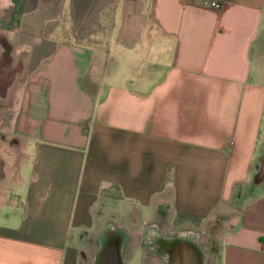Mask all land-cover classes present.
<instances>
[{
    "label": "crops",
    "instance_id": "crops-1",
    "mask_svg": "<svg viewBox=\"0 0 264 264\" xmlns=\"http://www.w3.org/2000/svg\"><path fill=\"white\" fill-rule=\"evenodd\" d=\"M211 1L65 2L14 92L0 264H264V0ZM30 7L0 0L18 45ZM107 14L102 48L79 28Z\"/></svg>",
    "mask_w": 264,
    "mask_h": 264
},
{
    "label": "rangeland",
    "instance_id": "rangeland-1",
    "mask_svg": "<svg viewBox=\"0 0 264 264\" xmlns=\"http://www.w3.org/2000/svg\"><path fill=\"white\" fill-rule=\"evenodd\" d=\"M66 1L30 0L31 7L24 16L20 32V38L23 41L20 45H18V41H15L16 43L10 41L5 34L0 32V159L3 160L6 168L9 167L7 161H11V163L17 161L19 150L16 138L11 137L12 129L10 128L14 92L20 85L25 73L52 48L56 40L68 39L67 35L64 34L66 23L63 18L64 14L62 15ZM114 2L116 0H91L94 10L100 8L106 13H109V9L114 7ZM124 6L128 10V16L131 20L132 15L129 13L135 12L136 0H124ZM132 20L135 21V19ZM113 22L114 16L107 14L103 20L81 25L79 32H84L83 35L89 36L92 42H101L100 47L107 48L108 46L105 44H107L110 36L108 26ZM260 34L264 37V31ZM252 59L259 79L264 81V42L262 46H256ZM260 149L259 153L264 151V143L260 145ZM12 166L13 164L10 165V167ZM93 240L88 247V253L92 251Z\"/></svg>",
    "mask_w": 264,
    "mask_h": 264
},
{
    "label": "built area",
    "instance_id": "built-area-1",
    "mask_svg": "<svg viewBox=\"0 0 264 264\" xmlns=\"http://www.w3.org/2000/svg\"><path fill=\"white\" fill-rule=\"evenodd\" d=\"M210 6H211L213 9H219L220 6H221V4H220L219 1L212 0V1L210 2ZM2 166H3V160L0 159V167H2ZM218 225H219V224H218V221H217L215 224H212V225L210 226V228L217 229V228H218Z\"/></svg>",
    "mask_w": 264,
    "mask_h": 264
}]
</instances>
